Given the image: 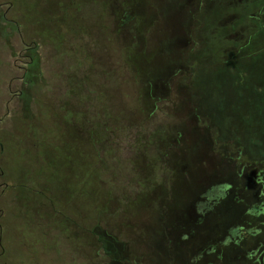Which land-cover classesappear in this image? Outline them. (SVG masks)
I'll list each match as a JSON object with an SVG mask.
<instances>
[{
  "label": "rangeland",
  "instance_id": "1",
  "mask_svg": "<svg viewBox=\"0 0 264 264\" xmlns=\"http://www.w3.org/2000/svg\"><path fill=\"white\" fill-rule=\"evenodd\" d=\"M234 11L230 0H0V264H260L222 247L251 241L245 231L191 241L216 203L226 226L264 202V95L248 87L264 83V52L223 61L246 28L227 25ZM243 11L258 14L252 51L264 0Z\"/></svg>",
  "mask_w": 264,
  "mask_h": 264
},
{
  "label": "crops",
  "instance_id": "2",
  "mask_svg": "<svg viewBox=\"0 0 264 264\" xmlns=\"http://www.w3.org/2000/svg\"><path fill=\"white\" fill-rule=\"evenodd\" d=\"M254 1H256V0H249V2H247V3L244 2L242 4H239L238 0H230V3L233 5L235 11L232 12V15L230 16V18L229 17L227 18V20H229L227 22V25L230 26L232 29H234L235 23H239L237 21L244 19V21L246 23L245 24L246 28H243L244 25L241 26V24H240V26L242 27L241 30L243 31L241 34L239 33L240 40H239V37H236V40L231 39L232 42H230V47L227 49L225 56L222 58L223 61H226V60H228L227 58H231V57H234L236 61H243V60H246L247 57L255 56L259 52H264V46L263 45L259 46V48H254L252 50L253 52L250 49H247V47H248V34L251 31V29L253 28V25H251L250 21L252 19H254V17L258 14L256 12H251V13L245 14L243 9H244V7H247L250 4H252ZM254 30H252V31H254ZM254 50H257V51H254ZM240 80H242L244 83V80L240 79V77L236 78V79L234 78V82L238 83V84L233 85L236 88L237 93L239 92L240 89L243 90L242 87L245 86L243 84H239ZM248 87H251V92H253V91H255V89L256 90L264 89V83L257 84L255 81H252L251 84L248 85ZM240 93H242V92H240ZM240 93L235 94V95H239ZM229 102L233 103L234 100L229 101ZM259 192H260V197H263L262 192L261 191H259ZM257 199H258V197H257ZM227 200H228L227 196H225L223 199H221V201H223V203H224V201L227 202ZM240 203L239 204H232V202H230L228 210L233 211L234 209L235 210L241 209L244 211V213H246L247 210H245L244 206L241 205ZM220 209H222L224 211L225 209H227V207H225L224 204L222 205L221 202L216 203L215 208L213 210L209 211L205 215V217L195 227L193 236L191 237V241L192 242L195 241L194 240L195 238L202 235V237H203L202 238V240H203L202 246H204L206 244L208 245V243L210 242V240L212 238H217V239H219L221 237L224 238V236L227 233H230L233 228H239L242 231H245V234L251 239V241L250 240L249 241L248 240L247 241L239 240L238 242L236 241L235 243L230 242V245H225V246L223 245L222 247H225L226 249L228 247L233 248V249L234 248H245L246 254H248V256L251 257L253 261L259 263V261H258L259 255L256 256V254H252V252H254V249L256 248V245H253V243L259 244V243L264 242V215H258L256 213L250 212L251 213V218H250L251 220L246 218V217H245L246 219H244V217H243L242 220H240V221L233 220L231 222H228L227 225L225 226L224 225V223H225L224 218H221L220 217L221 215L218 214ZM220 229H225L227 232L225 234L220 233ZM203 230L206 231L207 233H204ZM241 243H243V244H241ZM250 243H252V246L248 245ZM216 252L219 253L220 250L217 249ZM225 252L226 251H224L223 253H225Z\"/></svg>",
  "mask_w": 264,
  "mask_h": 264
},
{
  "label": "flooded vegetation",
  "instance_id": "3",
  "mask_svg": "<svg viewBox=\"0 0 264 264\" xmlns=\"http://www.w3.org/2000/svg\"><path fill=\"white\" fill-rule=\"evenodd\" d=\"M259 183H261V180H259ZM262 198H264V194L262 193ZM261 210L259 213H256L258 215H264V202L261 203ZM257 209V208H256ZM241 229H233L231 232H230V236H229V239H231L232 237H235V238H239L241 237ZM262 250V251H261ZM252 254H256V255H259V258H258V261L260 264H264V242L263 243H257L256 244V248L254 249V252H252Z\"/></svg>",
  "mask_w": 264,
  "mask_h": 264
},
{
  "label": "trees",
  "instance_id": "4",
  "mask_svg": "<svg viewBox=\"0 0 264 264\" xmlns=\"http://www.w3.org/2000/svg\"><path fill=\"white\" fill-rule=\"evenodd\" d=\"M263 90V95H264V89H262ZM257 90L255 89V92H256ZM261 93H260V95H262ZM219 105H218V109L220 108V111H221V109H223V107H224V105H225V101L224 100H220L219 102ZM257 106H259V109H261L262 110V103H258V104H256ZM101 245H102V249H103V251L105 252V255H106V257H108L109 259H110V261L114 258V253H115V251H114V246L113 245H111V243H109L108 241H106L105 239H103V240H101ZM112 246V250H110L109 248ZM115 254H118V251H117V253H115ZM115 260V259H114Z\"/></svg>",
  "mask_w": 264,
  "mask_h": 264
}]
</instances>
